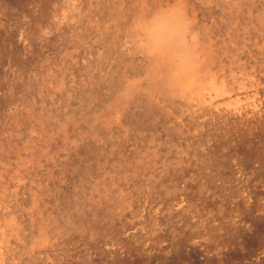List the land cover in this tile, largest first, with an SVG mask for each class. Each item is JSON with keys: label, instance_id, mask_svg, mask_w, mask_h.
Returning a JSON list of instances; mask_svg holds the SVG:
<instances>
[{"label": "rangeland", "instance_id": "obj_1", "mask_svg": "<svg viewBox=\"0 0 264 264\" xmlns=\"http://www.w3.org/2000/svg\"><path fill=\"white\" fill-rule=\"evenodd\" d=\"M135 1L0 0L2 264H264V114L167 128L128 100ZM237 1L183 5L262 100L264 0Z\"/></svg>", "mask_w": 264, "mask_h": 264}, {"label": "bare ground", "instance_id": "obj_2", "mask_svg": "<svg viewBox=\"0 0 264 264\" xmlns=\"http://www.w3.org/2000/svg\"><path fill=\"white\" fill-rule=\"evenodd\" d=\"M148 1L136 0L134 2L126 14L127 26H121L120 32L115 38V47L118 48L116 55L126 57L131 64L130 71L133 75L130 76L136 75L135 80L126 84L125 96L127 99L136 100L137 103L143 104L147 110L155 109L160 114H165L164 120L169 125L167 128L174 127L175 123L183 126V123L187 122L189 124L193 122L196 125L203 124L208 130L229 126L231 123L234 124V127L239 128L246 124H256L257 118L260 119V116L264 114V99L259 98L257 91L255 93H251L253 92L251 91L250 94L246 92L247 90L245 93L244 90H241L250 82V85L254 84L255 81L252 78L255 76L254 73L252 75L249 72V74L245 69L249 78L252 75L250 79L245 80L235 75L231 65L225 63V60L223 61L220 50L222 46L219 47L215 42L208 40L207 32H201L196 21V11L193 8H190L189 12L183 5L191 21L190 29L185 33L183 39L191 46L194 54V73L186 81L169 83L171 69L155 65L145 56V51L151 56L165 51L171 46L172 19L164 9L175 5L164 0L158 2L155 0L152 4L151 1ZM225 1L228 2H225L226 5L223 4L222 7L227 11L239 8V1ZM249 5L252 10L251 2ZM126 6L128 7V5ZM157 9L160 11L152 15ZM147 17H151V19H144L142 23H138V18ZM253 20L255 21V19ZM261 22L264 23V21ZM133 25H135V29H133ZM258 53L260 52L258 51ZM176 76L179 81V74L177 73ZM255 77L257 78V76ZM118 81L122 84L124 79L120 77ZM253 87L250 86V89ZM246 89L249 90V88ZM240 90L241 94H239ZM177 128L181 130V128ZM21 179L22 176H19L18 185ZM9 243L10 236L5 233L0 224V264L7 260L6 255L10 250ZM9 264L13 263L9 261Z\"/></svg>", "mask_w": 264, "mask_h": 264}, {"label": "clouds", "instance_id": "obj_3", "mask_svg": "<svg viewBox=\"0 0 264 264\" xmlns=\"http://www.w3.org/2000/svg\"><path fill=\"white\" fill-rule=\"evenodd\" d=\"M159 11V9L154 10L152 15L157 14ZM164 11L172 19V44L167 50L151 56L145 51V56L155 65L170 68L169 83L175 84L186 81L195 71L193 51L191 46L185 43L183 39L185 33L190 29L191 21L183 6V0H176L173 7L166 8ZM144 19H151V17L138 18V23H142ZM132 27L135 29V25ZM177 73L180 77L179 81L177 80Z\"/></svg>", "mask_w": 264, "mask_h": 264}]
</instances>
